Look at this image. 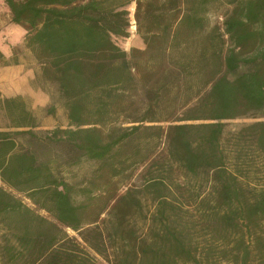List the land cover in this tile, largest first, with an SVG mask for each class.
<instances>
[{
	"label": "trees",
	"instance_id": "obj_1",
	"mask_svg": "<svg viewBox=\"0 0 264 264\" xmlns=\"http://www.w3.org/2000/svg\"><path fill=\"white\" fill-rule=\"evenodd\" d=\"M5 2L69 124L0 91V264H264V0Z\"/></svg>",
	"mask_w": 264,
	"mask_h": 264
},
{
	"label": "rangeland",
	"instance_id": "obj_2",
	"mask_svg": "<svg viewBox=\"0 0 264 264\" xmlns=\"http://www.w3.org/2000/svg\"><path fill=\"white\" fill-rule=\"evenodd\" d=\"M129 10L131 19V26L129 28L130 36L116 39L118 44L127 51H130L133 47H144V41L137 33L135 2H132L129 5ZM223 11L224 10L221 12ZM221 12H216L211 16L213 24L222 23L223 17ZM0 18L2 22L6 21L5 23H7L6 28H1L0 26V33L3 34L2 41L8 45L11 44V54L16 53V57L19 59V63L15 64L13 62L14 58L10 56L9 58L7 57V60L10 61L9 65L0 63V84L3 88L1 91L0 87V91L4 96H6L5 94L10 92H24V86L29 87L33 96H22L26 98L29 106L34 110L42 127H67L69 124L67 114L62 103L56 96L54 86L44 78L39 62L34 57L33 53L24 46L25 30L17 27L11 22L9 13H4L2 11ZM256 119L257 118L252 117L240 118L230 121V124L232 127H238L240 125L253 122ZM6 123L7 121L0 110V126L4 128ZM69 233L71 235L74 234L71 230H69ZM102 262L104 264H108L104 261Z\"/></svg>",
	"mask_w": 264,
	"mask_h": 264
},
{
	"label": "crops",
	"instance_id": "obj_3",
	"mask_svg": "<svg viewBox=\"0 0 264 264\" xmlns=\"http://www.w3.org/2000/svg\"><path fill=\"white\" fill-rule=\"evenodd\" d=\"M4 12V13H9V16L11 17V13H10V10L5 2V0H0V14L1 12ZM11 22H12V19L10 18ZM6 21L2 22L1 21V18H0V26L1 28H6L7 26V23H5ZM13 23V22H12ZM15 24V23H14ZM17 27H20L22 28L21 26L15 24ZM3 26V27H2ZM23 29V28H22ZM25 33V32H24ZM2 37H3V34L0 33V50L7 56V57H10L11 56V44H6L2 41ZM15 44V43H14ZM0 87H1V84H0ZM16 87V86H15ZM18 87V86H17ZM2 87H1V91H2ZM24 92L23 91H17V92H10L8 94H5L7 97H10V96H15L17 94H21V95H28V96H33L32 95V91L29 89V87L27 86H24Z\"/></svg>",
	"mask_w": 264,
	"mask_h": 264
}]
</instances>
